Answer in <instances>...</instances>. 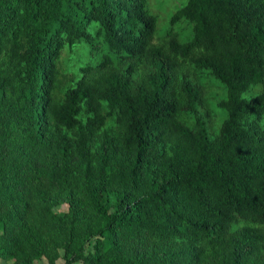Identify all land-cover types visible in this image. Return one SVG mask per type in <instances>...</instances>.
Wrapping results in <instances>:
<instances>
[{
	"label": "trees",
	"instance_id": "trees-1",
	"mask_svg": "<svg viewBox=\"0 0 264 264\" xmlns=\"http://www.w3.org/2000/svg\"><path fill=\"white\" fill-rule=\"evenodd\" d=\"M180 20L189 39L154 43L146 0H0L4 264H264V0H184ZM78 45L95 61L59 94ZM183 65L224 88L212 136Z\"/></svg>",
	"mask_w": 264,
	"mask_h": 264
},
{
	"label": "rangeland",
	"instance_id": "rangeland-1",
	"mask_svg": "<svg viewBox=\"0 0 264 264\" xmlns=\"http://www.w3.org/2000/svg\"><path fill=\"white\" fill-rule=\"evenodd\" d=\"M184 0H146V7L151 14L156 16V30L153 37V42L158 43L162 40L163 36L166 34L168 29L177 34V39L179 41H185L190 38V24L185 20H180L172 25L168 23L169 15L181 5H183ZM88 51L83 45H78L73 47L71 50L65 47L60 51L55 66L57 69L56 77V92L61 93L62 89L70 85L75 78L79 76L76 70L79 65L85 64L87 61L94 62L95 60H87ZM191 77L194 78L200 88L202 89V102L198 105L197 109L200 114L208 111L209 116H205L206 124L208 126V131L210 135H214L217 130V126L223 116V112L216 107V102L222 98L224 94L223 86L216 81L214 78L210 77L206 72L201 69L193 70L187 65H183ZM260 89L259 85L250 87L246 96H250L256 93ZM183 120L188 124L192 125L193 116L189 113H184ZM259 124L264 129V118H261ZM67 205L65 202L55 205L52 210L55 212H63ZM61 251H59V256L55 259V264L62 263ZM6 263L0 258V264ZM33 264H47L44 258L40 257L33 261ZM80 264V263H77Z\"/></svg>",
	"mask_w": 264,
	"mask_h": 264
}]
</instances>
